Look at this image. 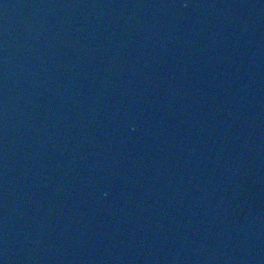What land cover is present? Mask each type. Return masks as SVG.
I'll return each mask as SVG.
<instances>
[{"label": "water", "instance_id": "water-1", "mask_svg": "<svg viewBox=\"0 0 264 264\" xmlns=\"http://www.w3.org/2000/svg\"><path fill=\"white\" fill-rule=\"evenodd\" d=\"M0 264H264V0H0Z\"/></svg>", "mask_w": 264, "mask_h": 264}]
</instances>
